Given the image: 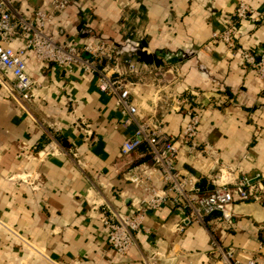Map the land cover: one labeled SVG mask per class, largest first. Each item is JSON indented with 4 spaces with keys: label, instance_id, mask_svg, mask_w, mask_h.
Segmentation results:
<instances>
[{
    "label": "crops",
    "instance_id": "obj_1",
    "mask_svg": "<svg viewBox=\"0 0 264 264\" xmlns=\"http://www.w3.org/2000/svg\"><path fill=\"white\" fill-rule=\"evenodd\" d=\"M12 1L25 15L40 5V0ZM237 1L70 0L49 32L56 42L75 46L91 38L108 39L122 59L136 50L137 62L152 58L153 64L145 63L152 71L151 65L163 66L173 80L181 74L176 90L199 92L198 141L215 147L221 162L239 166L249 176L260 174L261 191L264 82L242 69L237 58H222L205 46L210 33L220 28L215 15L233 10ZM244 1L259 20L243 27L237 43L258 57L264 53V0ZM27 68L38 82L32 114L53 125L61 150L43 155L45 138L11 103L9 93L4 89L11 101L0 91V264H211L206 229L195 222L182 225L187 210L169 200L147 211L142 224L147 231H137L125 256L110 251L99 221L102 209L132 212L143 193L123 175L149 156L143 146L119 153L118 144L133 126H119L113 97L100 93L91 76L53 67L36 71L30 63ZM149 77L142 75L144 81ZM79 117L88 127L79 125ZM156 118L172 135L186 122L183 110L166 105H159ZM75 150L82 164L72 156ZM176 166L198 175L215 170L193 169L186 153L177 155ZM263 229L264 195L239 202L232 226L216 237L234 251L232 263L240 264L256 248ZM257 259L264 264V250Z\"/></svg>",
    "mask_w": 264,
    "mask_h": 264
},
{
    "label": "built area",
    "instance_id": "obj_2",
    "mask_svg": "<svg viewBox=\"0 0 264 264\" xmlns=\"http://www.w3.org/2000/svg\"><path fill=\"white\" fill-rule=\"evenodd\" d=\"M69 4L70 0H40L39 7L31 15H25L12 0H0V85L45 138L43 155H54L61 147L53 125L37 120L32 114L31 103L37 94L38 82L29 74L28 63L36 71L53 67L66 73L79 71L91 76L100 93L113 97L121 117L119 126H133L132 133L118 144L119 153L126 155L143 146L149 156L148 160L128 167L123 175L143 193L135 201L132 212L103 207L100 214L107 246L114 255L125 256L135 243L137 231H147L142 226L147 211L169 200L176 208L187 210L182 225L195 222L206 229L211 244L209 253L213 256L211 264H233L234 251L224 248L216 235L219 230L232 226L239 202L260 199L257 191L262 177L260 174L249 176L239 166L218 167V150L198 141L201 119L197 90L175 89L171 98L164 96L165 86L157 87L168 82L164 78L168 71H152L148 64H137L134 60L137 54L122 59L117 45L108 39L91 38L80 46L56 42L49 26ZM253 12L248 2L238 0L233 10L224 15L217 13L215 19L220 28L210 33L205 46L222 58H237L242 69L251 71L264 82V53L255 57L237 43L243 27L258 22ZM144 73L150 76L149 81L142 78ZM159 105L183 110L186 122L179 134L162 130V121L156 118ZM76 125H84L82 117ZM183 153L191 156L193 169L216 166L217 172L198 175L178 168L176 158ZM71 154L82 164L76 150ZM20 179L27 182L24 176ZM262 250L264 229L256 248L246 252L240 264H260L257 254Z\"/></svg>",
    "mask_w": 264,
    "mask_h": 264
},
{
    "label": "rangeland",
    "instance_id": "obj_3",
    "mask_svg": "<svg viewBox=\"0 0 264 264\" xmlns=\"http://www.w3.org/2000/svg\"><path fill=\"white\" fill-rule=\"evenodd\" d=\"M134 54H136V53H134ZM134 59V58H133ZM146 59L148 60V57H146ZM231 59V58H230ZM135 61H136V56H135V59H134ZM137 62V61H136ZM137 64H145V63H142V62H137ZM151 66H153L155 69L153 70V71H156V70H159L160 72H165V70H164V68L165 67H163V66H161V67H157L158 65H151ZM167 67H169V66H167ZM179 68V67H178ZM174 71V70H173ZM171 73H166L165 75H164V78H165V80H167L168 82H166V84H162V83H160V86H158L157 87V89H159L162 85L163 86H165V88H163L164 89V92H163V95L164 96H166V97H172L173 96V94L175 93V89L177 88V86L178 85H180L181 83H182V80H183V76L181 75V74H179L178 76H176L175 78H174V80H173V78H172V76L170 75ZM174 74H175V72H174ZM131 80H133V79H131ZM152 83H154V85H156L157 83L154 81V82H152ZM167 87V88H166ZM0 91H1V93H4L5 94V98L8 100V101H11V99L9 98V96L7 95V93H6V91L4 90V88L0 85ZM162 93V92H161ZM11 103L17 108V106L13 103V101H11ZM18 109V108H17ZM21 111V110H20ZM22 112V111H21ZM23 113V112H22ZM27 116V115H26ZM226 163H221V161L219 160V163H218V167H223V165H225ZM214 172H217V167L215 166V170H214ZM214 172H212V173H214ZM257 194H259V195H261L262 197H263V195H264V184L262 185V189H261V191L259 190V191H257Z\"/></svg>",
    "mask_w": 264,
    "mask_h": 264
},
{
    "label": "water",
    "instance_id": "obj_4",
    "mask_svg": "<svg viewBox=\"0 0 264 264\" xmlns=\"http://www.w3.org/2000/svg\"><path fill=\"white\" fill-rule=\"evenodd\" d=\"M145 63L153 64L152 58L150 56H148V60H146Z\"/></svg>",
    "mask_w": 264,
    "mask_h": 264
},
{
    "label": "flooded vegetation",
    "instance_id": "obj_5",
    "mask_svg": "<svg viewBox=\"0 0 264 264\" xmlns=\"http://www.w3.org/2000/svg\"><path fill=\"white\" fill-rule=\"evenodd\" d=\"M129 50H130V49H129ZM130 52H132L133 54H134V53H137L136 50H132V49L130 50Z\"/></svg>",
    "mask_w": 264,
    "mask_h": 264
}]
</instances>
